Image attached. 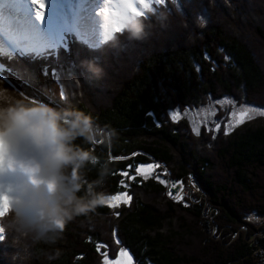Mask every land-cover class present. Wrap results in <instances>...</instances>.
<instances>
[{
  "label": "trees",
  "instance_id": "trees-1",
  "mask_svg": "<svg viewBox=\"0 0 264 264\" xmlns=\"http://www.w3.org/2000/svg\"><path fill=\"white\" fill-rule=\"evenodd\" d=\"M199 4L190 7L187 0H170L154 6L147 14L150 18L140 19L146 26L159 22L160 17L167 18L169 13L177 19L190 15L196 20L201 11L196 8ZM204 9L205 13L210 11L207 5ZM236 19L235 26L242 25L238 31L233 26L228 29L220 20H196L198 27L193 34L180 29L188 36L184 39L168 29L150 55L141 54L143 60L137 72L123 81L107 77L86 89L75 72L61 76L59 82L40 76L37 88L44 98L42 102L82 111L100 128L115 133L111 144L91 146L101 161L109 164L101 190L108 196L126 191L132 200L116 209L103 206L88 217L76 218L57 243L35 242L18 264H102V252L115 258L121 247L129 250L134 264L254 263L253 249L243 229L252 233L256 226L248 217L254 213L264 216V116L246 121L228 135L220 130L200 137L193 134L186 120L173 122L169 118L173 108L199 107L208 99L229 95L235 99L245 97L264 107V21L259 24L248 15L250 25H243V19ZM126 36V30L115 34L99 50L83 53L81 58L99 57ZM0 63L5 69L24 65L38 74L41 67L35 57L21 59L15 51L1 50ZM0 72L5 75L0 76L4 87L41 98L10 72ZM62 88L67 97L63 100ZM93 89L102 93L95 104L89 97ZM149 112L154 116H148ZM75 143L87 147L80 139ZM19 150L28 154L23 146ZM109 155L129 159L111 161ZM150 163L161 165L150 178L137 176L133 181L119 175L121 171L134 175L136 165ZM129 164L133 169H128ZM85 172L89 180L97 176L92 165ZM156 174H161L167 184L159 183ZM191 177L201 192L194 189ZM122 179L127 188L120 186ZM168 179L183 182L189 197L179 202L169 197ZM20 195L21 199H13L8 212L0 217V244L9 239L6 219L20 206L25 196ZM207 204L210 213H206ZM211 217L216 224L214 234L207 225ZM98 245L107 247L97 252ZM12 255L18 259L20 254L14 250Z\"/></svg>",
  "mask_w": 264,
  "mask_h": 264
},
{
  "label": "snow or ice",
  "instance_id": "snow-or-ice-1",
  "mask_svg": "<svg viewBox=\"0 0 264 264\" xmlns=\"http://www.w3.org/2000/svg\"><path fill=\"white\" fill-rule=\"evenodd\" d=\"M88 0H0V46L6 42L13 51L21 58L31 60L35 57L41 62L39 74L27 66L9 67L5 69L0 63V71L11 73V77L22 80L25 84L33 88L40 99L27 97L33 103L42 102L43 96L40 89L37 88L39 78H52L59 82L60 77L67 74L71 76L80 68L81 56L83 53L91 54L94 51L113 40L115 34H122L125 31V23L129 17L150 18L148 12L154 10V6H162L169 3L170 0H103V6L98 9L92 5L85 7ZM175 2V0H171ZM137 5L140 7L138 8ZM100 18V19H97ZM99 30V39L92 42L91 37L96 35ZM207 58V57H205ZM67 65V68H65ZM199 71V68H197ZM82 77L85 76L81 69ZM9 77V82L11 80ZM86 78V77H85ZM24 94L23 92H21ZM60 98L66 99L63 88ZM233 106V110L228 113L226 123H224V134L228 135L235 128L243 125L247 120L253 118V113L264 116V109L251 105H241L236 107L235 101L228 97L223 98ZM217 104H223L216 101ZM179 110H173L169 113V118L173 122H178L183 115ZM200 112L201 110H197ZM148 116H154V113H147ZM213 117V127H208L209 131L219 132L223 121L216 120L217 111L204 112V118L198 121L202 126H207V116ZM26 121L8 125L0 130V167L8 158L9 153L14 148L27 146L25 129ZM196 135L200 134L199 127H193ZM103 145V142H98ZM133 156L137 153H133ZM129 157L109 155V160H125ZM129 164L128 169H133ZM160 164H139L134 167V175L129 171H121L120 176L129 180H135L137 176L145 179L150 178L155 170L160 168ZM166 174V173H164ZM156 179L161 184H167V181L161 179V174H156ZM120 186L127 188L125 180H121ZM171 196L172 193L169 192ZM178 202L183 200L182 195L176 197ZM132 197L125 191L115 195L108 196L103 206L110 209H116L121 204L128 205ZM10 208V200L7 195H0V217L4 216ZM119 215V213H116ZM115 235V232L113 233ZM3 236L0 235V240ZM117 244L120 241L117 239ZM106 245H98L97 252ZM103 264H134L133 256L124 247H121L115 258H110L107 251L101 253Z\"/></svg>",
  "mask_w": 264,
  "mask_h": 264
},
{
  "label": "clouds",
  "instance_id": "clouds-1",
  "mask_svg": "<svg viewBox=\"0 0 264 264\" xmlns=\"http://www.w3.org/2000/svg\"><path fill=\"white\" fill-rule=\"evenodd\" d=\"M145 29L139 17H129L125 23L131 40L142 39ZM85 63L89 72L99 74L94 63ZM21 120L27 122L28 154L19 159L10 156L7 166L26 177L31 191L23 197L9 226L17 230L20 242L30 238L32 242L55 244L69 223L95 213L108 199L101 189L109 164L101 161L91 146L100 141L111 144L115 133L100 128L82 111L33 103L0 83V130ZM78 139L87 147L76 144ZM88 165L96 168L95 179H87Z\"/></svg>",
  "mask_w": 264,
  "mask_h": 264
},
{
  "label": "rangeland",
  "instance_id": "rangeland-1",
  "mask_svg": "<svg viewBox=\"0 0 264 264\" xmlns=\"http://www.w3.org/2000/svg\"><path fill=\"white\" fill-rule=\"evenodd\" d=\"M91 1L92 0H88L85 7H88V5H92L96 9H98L99 7H102L101 0H95L96 1L95 3ZM188 1L189 2L191 1V3H189ZM199 2L200 4L196 8H198L197 9L198 11L201 9V11L199 15H196L197 21L198 20L204 21L207 18V20H209L210 23L211 22L213 23L216 20H220L219 22L226 23L228 29L232 30L231 26H233V30H236V31H238V29L242 26L241 24L235 26L237 22L236 21L237 17H239L240 20L243 19L241 22L243 25L244 23L246 25H250L247 20L248 15L251 17V19L258 20L260 22L259 24H263L261 23L262 22L261 20L264 21V0H240V1L238 0L237 1H234V0H212V1L211 0H187V3L190 4V7H194V5ZM206 5L210 8L209 9L210 11L205 13L204 8ZM232 12L234 13L235 16H237L236 18L233 17ZM173 14L174 13H169L167 18L160 17L159 22H155L154 25L150 24L149 26H146V29H145L146 34L144 35L142 39L131 40L128 38V36H126V38H120V40L112 44L108 49L105 50L104 53H101L99 57L94 56L92 59L91 58H81V61L79 62L80 69H77L78 71H75L76 78L78 75V77L82 80L81 82H83L84 86H87L85 87L86 89H88L89 87H90L89 89H91L94 86L93 84L95 81L97 82V84L104 82L105 80H107V77H109L110 79H114L116 81H123L125 78L126 79L130 78L133 74L137 72L139 68V64L143 60L142 57L143 56L146 57V55L148 56L153 52V50L159 45L158 43L161 41V38H163V35L165 34V32H167L168 29L172 28L174 30V33H176L177 35H181V39L188 38V36L181 34L182 32L180 33V29H183V30L185 29L188 35H190L189 32H192L193 34L196 31L198 27L197 21L192 16L190 15L184 16L181 14L182 16H180L177 19V18H174L175 16H173ZM201 16H203V18H201ZM97 19H100V18H97ZM254 29L256 30V28ZM90 39L92 40V42H95L97 39H99L98 29L96 30V35L91 37ZM0 48H4L6 50L12 49L8 46L6 42L3 44V46H0ZM142 50L144 52H142ZM141 54H143L142 57H141ZM93 59L95 61V64H97L100 69V72L98 75H93L86 68L85 62H92ZM81 69H83L84 71V74H85L84 77H82L81 75ZM3 74L4 73L0 72V76L1 77L3 76L5 78V75ZM65 76L66 75H64V77ZM94 89L91 90V93L89 91L90 93L89 97L92 99V102L95 104V102H100L102 96L100 95L101 92L98 93ZM225 97H228L231 100L235 101L236 107L247 104V105L255 106L260 109H264V107L262 106L255 105L254 103L248 102L245 97L240 98V99H235L234 97H232V95L225 96ZM223 98L224 97L219 98V99H215V98L208 99L199 107H184V108L178 107V108H173V110H179L182 113L186 109L190 110L185 115H183L182 118H180L179 120H186L189 123L190 129L192 132H193V127H199L200 129V134L198 135L199 137L207 132H210L215 135L218 132L214 130L213 131L207 130L208 127L214 128V125H212L211 123L213 120V117L211 115L207 116V121H208L207 126L200 125L198 121L204 118L205 111L211 112L213 109H215L217 111V116L215 117V119L219 121H223V123L221 124L220 130H224V123L227 122L226 118L228 116V113L233 110V106L229 104L228 101H225ZM218 100L221 101V103L223 104V107L221 106V104L216 103V101ZM197 110H201V111L198 112ZM258 116H260L258 113H253V118L249 120H252ZM193 134L196 135L194 132ZM23 147H25L28 150V146H23ZM25 155L26 154L20 151L19 148L18 149L14 148L9 153L8 158L10 156H15L16 158L19 159ZM8 158L5 160V162L8 161ZM20 174L24 177L22 173ZM24 178L26 179V177ZM26 180H25L24 185L23 184L22 185H13V184L10 185L8 189H6L3 192H0V195H7L9 197V200L11 201L10 202V205H11L13 204L11 200L13 198L10 192L12 191L16 192V190L19 189L18 198L20 200L21 199L20 193H23V195H25L31 188L29 184L26 187ZM194 180L195 179L193 178L192 185L194 189L201 192L202 190L200 189L198 183L195 182ZM185 187L186 186H184V188ZM187 191L189 192L188 188H187ZM180 195H182V191H180ZM184 195L187 198L189 197L190 193H184ZM11 217L9 219H6L7 227L9 230V239L6 243L0 244V262L2 264H11L13 263V261H14V264H18V262L22 260L21 257L25 256L24 254L26 253L27 248L32 245L34 246V243H35V242H32L30 238L26 239L23 242L19 241V233L17 232L15 228L9 226V221L11 220ZM252 218L250 220L251 222H253L255 219L257 220V218H258V220L256 221L257 223L262 221L261 220L262 218L259 217L258 214L256 213L253 214ZM213 226L215 227L214 223H213ZM214 227L209 230L210 233H213V234L215 233L216 230ZM220 236H221L220 233L216 234L217 238H219ZM14 250L20 254L19 255L20 258L17 257L19 260L15 259L13 255L11 256Z\"/></svg>",
  "mask_w": 264,
  "mask_h": 264
},
{
  "label": "built area",
  "instance_id": "built-area-1",
  "mask_svg": "<svg viewBox=\"0 0 264 264\" xmlns=\"http://www.w3.org/2000/svg\"><path fill=\"white\" fill-rule=\"evenodd\" d=\"M168 188H169L168 193L169 192L172 193V195L171 196L169 195V197H171L175 201H178L176 199V197L178 195H180V191H182L183 197H185L184 193H188L187 188H184V183L179 181V180L168 179ZM206 207H207L206 213H210L211 212V206H209V204H207ZM258 216L262 218L261 219L262 221L257 223L256 221L258 220V218H257V220L255 219L253 221L254 225L256 226L255 231L250 233V232H248L247 228H244L243 230L245 232V235H246L248 242L250 243V246H252V249H253V253H252V255L254 257V263L253 264H264V216H262V215H258ZM209 217H210V214H208V218ZM252 217H248V220H251ZM252 219H254V218H252ZM207 225L209 226V230L214 227L212 217H211L210 221L207 222ZM214 225H215L214 228L216 230V224L214 223Z\"/></svg>",
  "mask_w": 264,
  "mask_h": 264
},
{
  "label": "bare ground",
  "instance_id": "bare-ground-1",
  "mask_svg": "<svg viewBox=\"0 0 264 264\" xmlns=\"http://www.w3.org/2000/svg\"><path fill=\"white\" fill-rule=\"evenodd\" d=\"M102 6H103V0ZM91 2H96L92 0ZM139 8V5H137ZM24 185V177L18 172H12L8 169L7 162L4 161L3 166L0 167V192L5 191L10 187V185Z\"/></svg>",
  "mask_w": 264,
  "mask_h": 264
}]
</instances>
